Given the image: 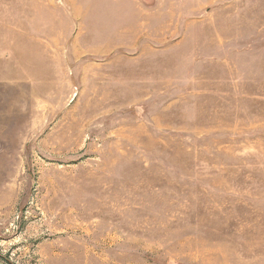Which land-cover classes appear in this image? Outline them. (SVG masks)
Instances as JSON below:
<instances>
[{
  "label": "rangeland",
  "instance_id": "rangeland-1",
  "mask_svg": "<svg viewBox=\"0 0 264 264\" xmlns=\"http://www.w3.org/2000/svg\"><path fill=\"white\" fill-rule=\"evenodd\" d=\"M0 264H264V0H0Z\"/></svg>",
  "mask_w": 264,
  "mask_h": 264
}]
</instances>
